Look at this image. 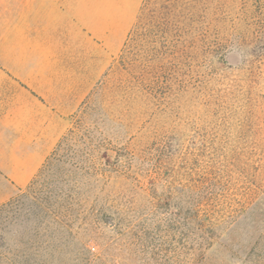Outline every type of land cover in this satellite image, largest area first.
<instances>
[{
  "label": "rangeland",
  "instance_id": "1",
  "mask_svg": "<svg viewBox=\"0 0 264 264\" xmlns=\"http://www.w3.org/2000/svg\"><path fill=\"white\" fill-rule=\"evenodd\" d=\"M60 1L0 0V59L6 38L15 31L13 26L17 31L22 30L20 26H49L47 15L60 9ZM75 3L78 21L85 18L84 7L88 11L91 4L92 26H122L131 12L137 36L127 52L115 56L106 76L70 119L57 159L49 160L60 142L37 182L44 166L20 189L0 171V264H173L169 259L175 248L169 246L170 238L146 237L139 231L133 237L121 236L109 225H94L93 214L107 204L131 206L140 214V231L154 225V215H146L153 198L146 194V187L155 186L159 193L168 194L172 186L180 190L190 186L194 174L190 162L196 155L202 154L206 161L219 159L218 144L216 151L204 152L193 145L203 138L226 147L234 183L229 190L214 193L220 207L225 203L231 209L219 214V239L200 264H264V0ZM190 26H205L213 30L212 40L241 48L227 56L226 67L232 69L217 72L214 88L204 89L192 80L197 74L207 77L206 60L192 72L185 63L183 47L194 41V35L184 38L182 31ZM168 28H174L176 36L166 34ZM148 31L152 33L149 45L145 36L138 37ZM213 61L216 68L222 66L217 59ZM146 65L151 66L146 69ZM153 76L161 77L159 93L171 94L165 106L166 101L160 103L161 95H156L159 109L143 90L154 87L150 85ZM180 82L188 88L180 90ZM2 87L0 79V93ZM2 107L0 102V113ZM163 135L170 138L164 162L174 183L167 187L164 175L160 179L147 173L148 162L155 156L153 140L158 142ZM6 138L0 134L3 165L12 161L6 159L12 145ZM117 159L123 165L120 168ZM118 169L126 170L131 179L118 176ZM95 171L99 174L94 178ZM60 190L70 195L61 202L64 207L55 198ZM229 212L235 216L227 218ZM177 250L180 254L174 264H185V249L179 246Z\"/></svg>",
  "mask_w": 264,
  "mask_h": 264
},
{
  "label": "crops",
  "instance_id": "2",
  "mask_svg": "<svg viewBox=\"0 0 264 264\" xmlns=\"http://www.w3.org/2000/svg\"><path fill=\"white\" fill-rule=\"evenodd\" d=\"M59 6L47 15L49 26H13L0 59V134L12 143L6 156L12 161L0 162V171L19 189L44 166L70 119L122 52L136 20L130 12L122 26H92L91 4L79 21L75 0Z\"/></svg>",
  "mask_w": 264,
  "mask_h": 264
},
{
  "label": "trees",
  "instance_id": "3",
  "mask_svg": "<svg viewBox=\"0 0 264 264\" xmlns=\"http://www.w3.org/2000/svg\"><path fill=\"white\" fill-rule=\"evenodd\" d=\"M204 27L200 28L198 26H190V30L182 31V33L184 38H191L192 35H194V41L187 42V45L183 47V51L185 50L187 52V54L185 55V63L189 64V71L192 72L190 69H197L200 66L201 60L207 61L205 62V64H203L204 73L206 74L209 72V74H207V77H199V74H197L196 78L192 79H195L196 82L202 85L204 89H207L208 86L214 88L213 81L218 74L217 72L232 69L231 66L226 67L228 66L226 64V58L227 56H229V54L234 53V50L241 48L238 45H222L218 42V39L212 40L213 37L211 36V33L213 32V30L210 31L208 29H205ZM137 32L138 26H135L128 36V39L122 50L123 54L127 52V49L130 47L132 41L134 40V36H137ZM166 34H172L173 36H176L174 28H168ZM138 37L144 39V42L147 40L146 42L149 45L151 43L150 39H152V33L148 31L145 34L142 33V35ZM214 59H217V63L222 65L221 67L225 68H216L214 66ZM140 64H142L141 61ZM150 66L151 65H146L144 67L148 69L150 68ZM152 78L154 80L150 85H154V87L149 86L148 90L144 88L143 90L148 94V97H151V104L155 105L156 108V106L158 107V98L156 95L159 96V94L161 95L162 93H159L162 87L160 84L161 77L159 78L153 76ZM179 85L180 90H185L186 88H188V86L184 82H180ZM153 91L155 94H153ZM164 95L165 96L161 95L160 99L162 100H159V102L162 103L163 101H166L164 102L165 106V103L169 104L168 102H170L169 98L171 94L168 97H166V94ZM158 111L164 112V110ZM73 133L74 131L71 130L70 134ZM65 139L67 138H64L62 142H60L57 149L51 155L49 159L50 161L52 159H57V151H59ZM158 139V142L155 141V139L153 140L154 143L152 151L154 152L155 156H153L150 162H148L150 169L147 170V173L156 174V176H158L159 178L164 175L165 177L162 179L164 181L163 185L167 187V185L171 186L174 184L169 180L170 172H168L167 163L164 162V160L167 159L169 155V149H171L169 143L170 138L163 135ZM193 143L196 148L199 145L198 150H203V152L206 149H213L214 151H216L215 148L218 144L220 146L218 154L219 159L217 161H206L205 159H203L202 154L196 155L194 160L190 162V164H192L193 166L192 172L194 173L192 175L193 178H191V182H189L190 186H185L181 190L175 186H172L170 187V189H172L173 191L170 190V193L167 194L165 191L159 193L158 189H155V186L152 188L146 187V189L148 190V192L147 190L145 191L146 194H148V196L150 197L153 196L151 200V206L146 209V215H154V217L152 218L157 219L154 225L150 224L152 226H150L148 229L144 228L147 230L143 229L140 231L138 222L140 214L137 211L131 208V206L127 208L111 206L109 204L99 208L96 213L94 212V225H109L121 236L133 237L135 233L139 231L142 232L143 235L145 234L146 237L150 234L159 236L161 240H164V238L168 237L171 241V245L169 246L175 248V250L170 252L172 257L169 259L173 264L179 258L180 253L177 250L179 246L186 251L184 258L185 264H200L204 260L205 254L214 247L216 241H218L219 239L220 235L218 234V229L222 224V222L220 223V220H218L220 217L219 214H224V212H228L231 209V206H228V204L224 206L225 203L222 204V207H220L221 204L218 199L214 197V193L216 194L217 191H227L230 188L229 184L234 183L231 178L232 175H230L228 171L233 168V164H230L231 158L226 159V154L228 153L227 149L219 142L215 143L203 138L199 140V142ZM108 151L109 150H107V153ZM198 157H200V160ZM120 158L121 156H119L118 159ZM118 159L117 166L118 168H120L123 165H121V163L119 164ZM49 160L46 162L39 175L36 177V182L41 178L43 173H45V170L48 167V163L50 162ZM96 162V157L92 158V163L94 165H96ZM125 171L126 170H122L121 172H119L118 169L116 174L119 173L118 176L128 180L130 176H128L127 172ZM140 171L143 172V169H140ZM95 172L93 173L94 178L95 175L97 176L99 174L97 171ZM138 175L141 176L139 173ZM227 176L229 177L226 178ZM133 179L138 180V178ZM67 192L69 191L65 192L64 190H60L59 192H57V194H55L56 200L60 202V204H62V207H64L63 203H65L67 199H70V195L69 193L67 194ZM77 194H79V191ZM114 195L119 196V194L117 193ZM234 216V212H229L227 218H232ZM130 245L132 246L133 244ZM150 245H152L151 242ZM155 255L157 256L158 254Z\"/></svg>",
  "mask_w": 264,
  "mask_h": 264
}]
</instances>
